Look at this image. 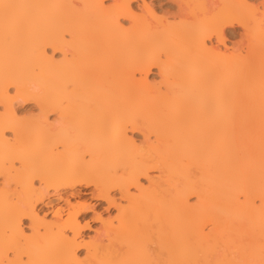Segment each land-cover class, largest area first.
Returning a JSON list of instances; mask_svg holds the SVG:
<instances>
[{"label": "bare ground", "instance_id": "6f19581e", "mask_svg": "<svg viewBox=\"0 0 264 264\" xmlns=\"http://www.w3.org/2000/svg\"><path fill=\"white\" fill-rule=\"evenodd\" d=\"M112 3L0 0V264H261L264 0ZM90 186L117 224L79 243Z\"/></svg>", "mask_w": 264, "mask_h": 264}, {"label": "rangeland", "instance_id": "374dc122", "mask_svg": "<svg viewBox=\"0 0 264 264\" xmlns=\"http://www.w3.org/2000/svg\"><path fill=\"white\" fill-rule=\"evenodd\" d=\"M259 1L260 0H248L249 3L254 4L256 6H259V9L262 12L263 7H261V5H259ZM112 2H113V0H105V5L106 4L107 5H111V4H113ZM233 29L235 30L234 32H236V33H241L242 32L241 27L235 26V28H233ZM233 29H229L230 33L228 35L229 37H227V38L230 41H233L234 39L235 40L236 39L237 40L239 39L237 37L236 38H232V37L230 38V36H231L230 34H231V32H233L232 31ZM257 39L258 38H256V40ZM230 41L227 42L228 43L227 44L228 47H231ZM207 42H208L207 45L209 47H217V46H219L216 43V41H213L212 43H210L209 41H207ZM220 48H221V50H224L225 51V49L222 46H220ZM49 51H50L49 54L52 55V51L50 49H49ZM55 57L57 59L58 58L61 59L60 55H56V56L54 55V59H56ZM156 73H157V70L154 69L153 70V75H150L149 76V81L150 82H155V83L159 84V82L161 80H160V77H158L156 75ZM141 77H143V76H141L139 74H136V78H138L139 80H140ZM141 79L145 80L144 77L141 78ZM13 89H14V87H11L10 88L11 92H12ZM19 103H18V105H16V107H17L16 110H18L17 112L20 113V117L21 118H23V117H27V118L29 117L30 118V117H33V116L39 114V108L34 103H32V102H26V103L23 102V103H20V104ZM56 118H57V114L56 113H52L51 112L49 114V122L50 123H54L57 120ZM22 120H26V119H22ZM27 120H30V119H27ZM92 121L95 122L96 120L95 119H77V120H75L74 124H76L75 126L78 129H80L82 127L81 130L84 132L85 128H87V127H89L91 125H94ZM130 132H129L128 135H130L131 137H133L134 140L137 142V144H139L140 143L139 140L140 139L142 140V135L140 133H132V132L130 133ZM6 134H7V137L9 136L8 139H12V133H10V132L8 133L7 132ZM88 157L89 156H86V159L87 160H89ZM152 175H158V173L157 172H153ZM141 182H142L141 184H143V186H145V187H147L149 185L148 184V181L146 179H142ZM92 189H93V186H90V187H87V188H81L80 195H77L76 197L69 198L70 202L73 205H76L77 202H80V203H85L86 205H90L92 207V208L87 209L86 211H82L81 214H80V217H79L80 223L82 225H85L86 223H88L89 224V229L83 230L81 237L78 238V242L79 243H81L83 241H84V243L85 242H89L92 238L95 237L96 231L100 230V228H101V222L95 218L96 217L95 216L96 214H98L99 216H101L102 219H104V220H111V219L114 220V218L117 216V213H118L117 212V209H115V208H110L109 209V205L107 203L96 201L91 196V190ZM131 191H132L133 194H137L138 193V191L136 189H132ZM115 193H117V192H115ZM116 196L119 197V193H117ZM190 202H191V204H194L196 202V198L195 197H191L190 198ZM257 202H259V201H256V203ZM121 203H122V205H126V202H121ZM60 207L63 208V209L61 208L62 209L61 215H62L63 218H65L66 217V214H67V207H66L65 200L59 201V202H57L54 205V208L55 209H58ZM38 211L40 213L41 218L44 217L48 221H51L52 220L53 215H54L53 212H52V209L50 207L46 206L45 203L39 205ZM22 224H23L22 225L23 228L28 231V228L30 226V223L27 220H23ZM114 224H117V222L115 220H114ZM86 252H87V249L86 248H80L78 250V252H77V255H78V257L80 259H84L85 256H86Z\"/></svg>", "mask_w": 264, "mask_h": 264}, {"label": "snow or ice", "instance_id": "6c2138e0", "mask_svg": "<svg viewBox=\"0 0 264 264\" xmlns=\"http://www.w3.org/2000/svg\"><path fill=\"white\" fill-rule=\"evenodd\" d=\"M5 9L14 7L13 5H3ZM87 207V206H85ZM69 236H72V232L70 231L68 233ZM20 264H53V262H33L30 259H25L20 262ZM63 264H71V262H63ZM109 264H132V262H127V261H120V262H109ZM134 264H145V262H134ZM261 264H264V260L261 261Z\"/></svg>", "mask_w": 264, "mask_h": 264}]
</instances>
